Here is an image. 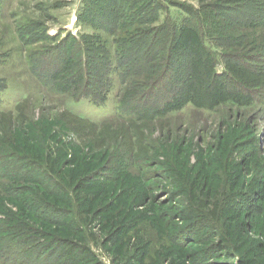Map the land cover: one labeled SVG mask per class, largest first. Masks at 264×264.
<instances>
[{
  "label": "rangeland",
  "instance_id": "1",
  "mask_svg": "<svg viewBox=\"0 0 264 264\" xmlns=\"http://www.w3.org/2000/svg\"><path fill=\"white\" fill-rule=\"evenodd\" d=\"M88 1L0 0V264H264V0Z\"/></svg>",
  "mask_w": 264,
  "mask_h": 264
},
{
  "label": "trees",
  "instance_id": "2",
  "mask_svg": "<svg viewBox=\"0 0 264 264\" xmlns=\"http://www.w3.org/2000/svg\"><path fill=\"white\" fill-rule=\"evenodd\" d=\"M111 1V2H109ZM139 2V0H133L131 3H136ZM125 1L124 0H89L87 5L85 6V13H84V17L83 20L81 18V21H85L87 23H90L94 28H96L97 30H102L103 32H105L108 35L111 36H115V34L117 32H119L121 29L126 28L129 24V20L130 22L132 20H134L136 22V24L138 25H145L146 23H150L151 21H153V23H160L159 20V6L155 0H150V15L147 18V14L143 13H139V16L137 15H131L128 16L127 15V7L125 6ZM158 8V9H157ZM96 10V11H94ZM104 10L108 11L107 13L109 14V17L106 18L105 14H104ZM237 19H238V23L240 24H244L247 21H250L251 18H249L248 15H246L243 12H237ZM153 18V20H151ZM151 20V21H150ZM160 30H162L163 27H159ZM146 29L145 32H149L151 30ZM153 30V29H152ZM189 31V29H184L179 32V38L181 37L182 39L184 38V36H186L185 34ZM142 30H140V33L143 34L145 33ZM156 32V29H154L152 31V34ZM162 34H160L161 38H159V40L162 42V44H164V41L166 40V38L164 36H162ZM155 36H159L158 34H155ZM159 36V37H160ZM69 39L66 41L69 43V40H71V42L68 44H65V48L63 50H65V53H67V57H70V59L74 60L75 63L79 66V67H84L86 68L89 67L93 73L91 76H96L95 80L96 81H90V86L93 88L94 92L101 90V84H103V80L105 77L104 71L106 68V66H108L107 61L108 59H106L105 57V48H103L102 46H99V48L97 49L94 45H91V43H87V45H85L86 43L83 41H80L81 39L79 37H76L74 35H69L68 37ZM135 38V37H134ZM180 38V39H181ZM118 43L120 44H124L122 46V50L124 49V55L123 57L126 58L127 56L129 57L130 53L129 50L130 48H132L133 46L130 45V43H132L133 41L131 40H126L123 37L117 38ZM83 42V43H82ZM127 44V45H126ZM133 44V43H132ZM93 46V47H90ZM129 45V46H128ZM202 47L205 48V45L202 44ZM87 46V47H86ZM164 47V46H163ZM163 49V48H162ZM87 52L89 54H95V56H98V59L94 58V59H88L86 58V54ZM67 62H64L67 66L69 64V68H70V60L69 58L67 59ZM124 66L128 65L129 61H121ZM135 63L133 62L132 65L130 64V66L128 65V68L133 67ZM67 67V68H68ZM134 68V67H133ZM86 71H84V74L87 75V68L85 69ZM132 70V69H131ZM191 72V70H190ZM81 74V72L79 73ZM91 93H89L90 96H92L93 98H97L96 95L93 93V91H89ZM175 95V94H174ZM98 100V98H97ZM99 101V100H98ZM101 102V101H99Z\"/></svg>",
  "mask_w": 264,
  "mask_h": 264
}]
</instances>
